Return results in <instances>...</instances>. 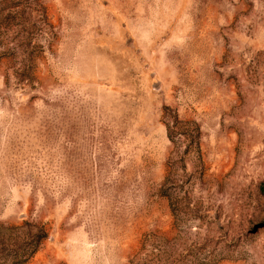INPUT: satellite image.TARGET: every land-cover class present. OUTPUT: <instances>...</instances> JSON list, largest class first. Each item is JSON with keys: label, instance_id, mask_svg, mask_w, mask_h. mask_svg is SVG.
<instances>
[{"label": "rangeland", "instance_id": "obj_1", "mask_svg": "<svg viewBox=\"0 0 264 264\" xmlns=\"http://www.w3.org/2000/svg\"><path fill=\"white\" fill-rule=\"evenodd\" d=\"M0 264H264V0H0Z\"/></svg>", "mask_w": 264, "mask_h": 264}]
</instances>
